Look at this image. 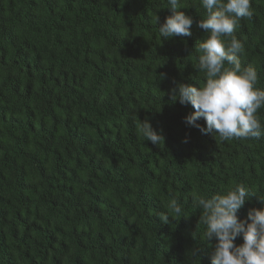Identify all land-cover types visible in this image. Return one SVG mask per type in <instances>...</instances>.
<instances>
[{"label":"trees","instance_id":"trees-1","mask_svg":"<svg viewBox=\"0 0 264 264\" xmlns=\"http://www.w3.org/2000/svg\"><path fill=\"white\" fill-rule=\"evenodd\" d=\"M183 3L191 35L163 38L166 0H0V264H211L193 196L243 183L238 218L264 208V137L202 134L170 100L204 83L206 13ZM251 6L234 35L264 88V0Z\"/></svg>","mask_w":264,"mask_h":264},{"label":"clouds","instance_id":"clouds-1","mask_svg":"<svg viewBox=\"0 0 264 264\" xmlns=\"http://www.w3.org/2000/svg\"><path fill=\"white\" fill-rule=\"evenodd\" d=\"M198 4L206 14L196 23L206 38L195 45L198 56L194 66L203 74L204 83H179L170 90V100L192 105L194 111L185 122L202 134L213 133L222 141L258 140L264 137V122L258 115L264 109V88L257 87L256 68L242 66L245 45L234 35L241 20L253 15L251 0H198ZM164 7L172 14L163 23L158 15L154 18L160 37L190 36L194 21L180 10L185 8L183 0H166ZM201 118L204 125L199 123ZM138 135L153 145L164 141L148 120L138 125ZM254 193L240 183L211 195L193 196L202 211L199 220L205 226V241L216 240L211 264H264V208H250L245 219L237 215ZM172 208L182 212L175 201ZM238 236L243 238L239 245L234 243Z\"/></svg>","mask_w":264,"mask_h":264}]
</instances>
